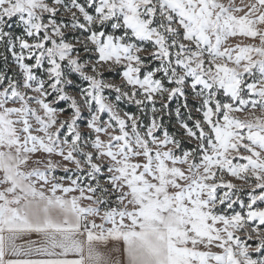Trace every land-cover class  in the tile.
<instances>
[{"label":"snow or ice","instance_id":"1","mask_svg":"<svg viewBox=\"0 0 264 264\" xmlns=\"http://www.w3.org/2000/svg\"><path fill=\"white\" fill-rule=\"evenodd\" d=\"M0 264H264V0H0Z\"/></svg>","mask_w":264,"mask_h":264}]
</instances>
